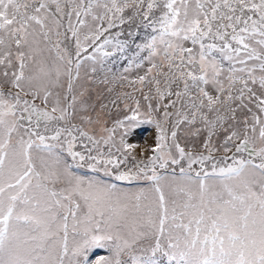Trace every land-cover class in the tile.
Wrapping results in <instances>:
<instances>
[{
	"label": "snow or ice",
	"instance_id": "obj_1",
	"mask_svg": "<svg viewBox=\"0 0 264 264\" xmlns=\"http://www.w3.org/2000/svg\"><path fill=\"white\" fill-rule=\"evenodd\" d=\"M162 258L264 264V0H0V264Z\"/></svg>",
	"mask_w": 264,
	"mask_h": 264
},
{
	"label": "rangeland",
	"instance_id": "obj_2",
	"mask_svg": "<svg viewBox=\"0 0 264 264\" xmlns=\"http://www.w3.org/2000/svg\"><path fill=\"white\" fill-rule=\"evenodd\" d=\"M115 31V29L113 30ZM143 32V30H141ZM141 39L140 37L137 38L136 42H140ZM126 62L121 61V65L123 66ZM153 136H154V129L152 128V126L150 125H143L142 127H140L139 129H137V134L135 137L131 138L130 142L132 143H136L138 145V147L135 150V154L139 157L140 153L142 151H144V149L148 146L151 145L153 143ZM83 150V149H80ZM147 154V153H145ZM198 167V166H197ZM72 171L76 172L77 175L84 177V178H90L92 176H86V173H89L90 171L87 170L86 168L83 169H72ZM100 178L103 179V175L99 174ZM109 183H114L112 181H107ZM139 184H131L130 187L127 186H118L120 189L125 190V191H137L139 188L146 186V182L144 181H139ZM97 254L98 255H103L104 254V250L103 249H97ZM165 262H167L166 258H162V264H165Z\"/></svg>",
	"mask_w": 264,
	"mask_h": 264
},
{
	"label": "trees",
	"instance_id": "obj_3",
	"mask_svg": "<svg viewBox=\"0 0 264 264\" xmlns=\"http://www.w3.org/2000/svg\"><path fill=\"white\" fill-rule=\"evenodd\" d=\"M140 37H141L140 39H141V41H142V39H143V34H141ZM141 41H140V42H141ZM165 264H167V262H165Z\"/></svg>",
	"mask_w": 264,
	"mask_h": 264
}]
</instances>
